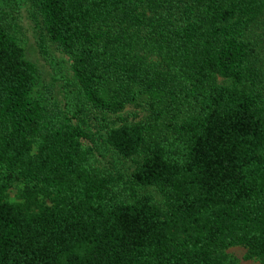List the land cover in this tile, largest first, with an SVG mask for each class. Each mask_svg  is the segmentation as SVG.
Returning a JSON list of instances; mask_svg holds the SVG:
<instances>
[{"label":"trees","instance_id":"obj_1","mask_svg":"<svg viewBox=\"0 0 264 264\" xmlns=\"http://www.w3.org/2000/svg\"><path fill=\"white\" fill-rule=\"evenodd\" d=\"M26 1L70 75L0 7V264L264 263V0Z\"/></svg>","mask_w":264,"mask_h":264},{"label":"rangeland","instance_id":"obj_2","mask_svg":"<svg viewBox=\"0 0 264 264\" xmlns=\"http://www.w3.org/2000/svg\"><path fill=\"white\" fill-rule=\"evenodd\" d=\"M0 7L14 18L20 44L24 48L25 56L35 63L39 71V81L51 84L59 96L58 98H61L64 78L66 75H70L68 55L57 49L43 34L39 24L30 16L29 4L26 0H0ZM119 114L129 121H136L145 115V111L140 106L128 104ZM90 123L91 129L95 131L96 121ZM94 153L101 168L113 174L116 171L125 174L133 166V162L129 158L120 157L103 145H97ZM146 190L154 198L159 199V194L155 189L149 187ZM16 192L15 187L9 189L10 200H18ZM226 252L229 258L237 260L240 264H264L256 257L245 258L246 250L240 245H231L226 248ZM226 264H229L228 261Z\"/></svg>","mask_w":264,"mask_h":264}]
</instances>
